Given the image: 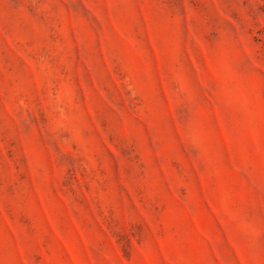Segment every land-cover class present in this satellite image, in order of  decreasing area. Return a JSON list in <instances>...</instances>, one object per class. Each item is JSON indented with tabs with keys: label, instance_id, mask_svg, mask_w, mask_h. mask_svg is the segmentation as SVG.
Returning <instances> with one entry per match:
<instances>
[{
	"label": "rangeland",
	"instance_id": "374dc122",
	"mask_svg": "<svg viewBox=\"0 0 264 264\" xmlns=\"http://www.w3.org/2000/svg\"><path fill=\"white\" fill-rule=\"evenodd\" d=\"M0 264H264V0H0Z\"/></svg>",
	"mask_w": 264,
	"mask_h": 264
}]
</instances>
